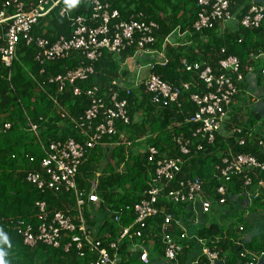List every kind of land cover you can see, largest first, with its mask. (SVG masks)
Instances as JSON below:
<instances>
[{
	"label": "built area",
	"instance_id": "obj_1",
	"mask_svg": "<svg viewBox=\"0 0 264 264\" xmlns=\"http://www.w3.org/2000/svg\"><path fill=\"white\" fill-rule=\"evenodd\" d=\"M61 1L0 0V70L11 67L21 41L26 46L34 47L33 60L40 68V76L45 74L48 65L57 61L72 59L76 65L62 74L49 77L47 82L56 87L54 95L49 96L56 114L70 121L79 140H49L46 157L39 163V172H35L31 166L33 158L26 155L22 158L30 163L25 170V181L40 193L57 191L69 194L73 198L77 216L55 212L49 217L46 204L36 201L34 206L38 210L40 223L34 226L19 220L15 224L23 244L30 248L38 245L55 249L62 247L65 253L74 249L81 258L90 253L93 258L89 264H120L123 261L121 244L128 242L129 256H137L140 263L150 264L149 251L154 246V240L158 239L164 260L168 264H175L188 248V242L193 241L199 246L200 256L194 257L189 264H216L221 259L218 252L211 250L206 240L190 234L188 225L200 222L203 216L212 212L213 206L227 203L228 184L233 178L242 182L244 189L241 194L249 203L257 200L260 190L264 188V181L254 185L251 175L264 172V164L250 154L228 152L222 155L212 175L217 186L210 193L205 192V181L197 177L176 180V175L186 162L184 158L192 156V147L195 152H200L205 150V145H215L223 128H228V136L234 138L235 144L240 147L254 141L263 146L264 138L260 137L255 127L228 124L230 107L245 83V75L235 56H225L216 63L208 58L193 63L187 57L180 59L181 70L195 73L204 85V91L189 96L196 110L185 120L187 124L197 125V129L191 138L183 134L172 137L179 152L176 156L161 154L152 146L145 147L147 160L154 170L149 174L146 189L138 203L110 212L108 220L116 226L113 233L99 235L105 222H95L102 203L96 194L101 171L94 172L85 180L83 185H88V188L78 189L76 177L96 149L106 145L128 149L132 145L128 134L121 131L118 125L130 124L127 100L121 98L122 93L129 96L131 92L142 89V94L149 97L158 112L173 105L180 107L182 93L192 87L197 89L199 85L195 79L173 86L156 74L157 68L168 65V50L189 49L193 44L190 41L192 31L201 32L216 26L224 29L233 25L244 30L259 29L264 23V3L258 0H195L196 18L191 27L176 26L167 35L158 36L160 25L150 20L143 11H132L126 20H122L119 11L111 9L103 0H91L88 19L77 16L73 20L71 38L61 36L51 41L33 36L38 22L59 8ZM65 12L64 8L58 9L61 17ZM239 12H242L240 16ZM132 48L133 55L124 58L123 54ZM195 51L198 53L199 50ZM225 54L221 49V55ZM104 55H109L116 63L118 69L115 77L103 86L105 88L95 84L86 89L76 86L77 82H87L95 74V65ZM262 56L263 53L258 55L259 58ZM137 59L138 63L135 64L134 60ZM252 72V67L247 69V73ZM260 75L264 78L263 70ZM42 87L43 83H39V89ZM67 89L72 96H85L87 100V108L77 118L70 117L69 110L59 101ZM172 126L180 127V124L175 122ZM10 128V123H3L0 133ZM35 130L37 126H32L31 131ZM104 137L113 139L112 143H105ZM198 138L203 144L193 142L192 139ZM123 171L124 164H121L119 172ZM180 206L189 207L191 216L185 219L169 212V207L177 209ZM131 217V223L123 226V218ZM156 218L161 219L157 224ZM263 256L264 252L247 250L238 254L243 264H257Z\"/></svg>",
	"mask_w": 264,
	"mask_h": 264
},
{
	"label": "trees",
	"instance_id": "obj_2",
	"mask_svg": "<svg viewBox=\"0 0 264 264\" xmlns=\"http://www.w3.org/2000/svg\"><path fill=\"white\" fill-rule=\"evenodd\" d=\"M103 1L109 4L111 9L118 10L122 20H126L132 11H143L150 20H154L160 25L161 32L158 33V36L167 35L176 26L191 27L196 18L195 0ZM65 2L67 0H62L58 5L59 8L65 9ZM90 2L91 0H80L75 8L70 11L66 10L63 17L59 16V8H56L52 14L38 22L33 29V36L44 37L51 41H55L61 36L66 39L71 38L73 20L77 16H84L88 19L91 12ZM240 14L242 12H239L238 16ZM190 41L193 44L189 49L168 50V65L156 69V74L169 85L179 86L180 83H190L194 79L198 83V90L192 87L188 92L182 93L179 100L180 107L176 108L173 105L156 112L149 97L142 94V89L131 92L129 96L121 94V98L127 100L130 124L122 126L121 123H118V125L121 131L128 134L132 143L134 138L147 134L149 135L148 146L155 147L161 154L167 153L169 156H176L179 152L172 142V137L183 134L185 137L191 138L193 131L197 129V125L185 122L196 110L190 102L189 96L204 91V85L199 82L195 73L181 70L180 59L187 57L188 61L193 63L208 58L212 63H216L218 59L225 56H235L240 62L241 72L246 75L247 69L257 65L258 59L260 61L258 55L264 53V23L259 29L253 30H244L233 25L224 29L216 26L213 29H203L201 32L192 31ZM196 49L199 50L198 53H196ZM221 49H224L226 53L224 56L221 55ZM133 52V48L129 49L123 54V57L133 55ZM16 54L17 58L11 67L0 70V127L3 123L11 124L8 131L0 133V233L7 237L5 241L0 236V259H3L5 264H89L93 258L90 253L81 258L74 249L65 253L62 247L55 249L38 245L35 248H30L23 244L22 236L15 229V224L19 220L34 226L40 223L38 210L34 206L36 201L46 204L49 217H52L55 212L77 216L73 198L69 194L57 191L40 193L25 181V170L29 168L30 163L22 156L33 158L34 163L31 166L35 172H39V163L46 157L49 140L67 138L79 140L80 138L70 121L62 119L56 114L49 100V96L54 95L56 87L47 82L49 77L73 69L76 66L74 60L65 59L48 65L45 74L40 76V68L33 60V46H26L21 41ZM117 69L112 58L109 55H104L95 65V74L87 82H77L75 85L81 89H86L93 84L105 88L103 86H106L115 77ZM39 83H43L44 91L39 89ZM59 101L69 110L72 118L79 117L88 104L85 96L74 97L68 89L60 96ZM138 110L143 113V122L140 125L131 124L132 116ZM256 121L257 117H254L251 125H254ZM175 122L180 124V127H173L172 124ZM32 126H37V130L31 131ZM103 140L105 143L113 141L108 137H104ZM192 140L195 144L197 141L203 144L200 138ZM231 145L233 154H250L264 164V139L261 147L257 141L246 142L241 147L234 143ZM118 148L119 152L112 154V163L101 171L96 188V194L102 201L99 214L103 216L107 212L110 214L121 207L133 206L138 203L141 200L142 192L146 189L149 174L154 170L145 153L132 157L124 146ZM225 149L226 145L221 142L219 135L215 145L210 147L205 145L204 151L195 152V148L192 147V156L184 158L186 162L176 175V180L197 177L205 181V191L211 192L217 186V182L212 180L214 166L220 159L217 154L219 150L224 151ZM95 151L98 154L97 162L93 159L88 162L98 163L103 159V149L98 148ZM121 164H124L123 172H119ZM94 167V169H98V167ZM19 168L24 170L18 172ZM92 169L88 168V163L79 169L76 177L78 189L88 188V185L82 184L93 174ZM251 176L254 185L259 181H264V172H258L257 176ZM82 177L85 178L82 179ZM241 183L233 178V181L228 184V192L233 196L240 194L244 189ZM189 210L187 206H180L177 209L169 207V212L173 215L183 214L186 216L189 214L191 216ZM83 213L87 220L84 211H82ZM160 220V218H156L155 223H159ZM103 221L105 223L101 226L99 235L104 232L113 233L116 226L106 217ZM131 221L132 217L123 218L122 225L127 226ZM97 224H101V222ZM217 228V226L203 228L201 231L205 234L197 236L206 240L211 250L218 252L219 258L223 257L227 249L238 256L241 251L237 250V245L222 240L221 230L218 231ZM153 244L154 252L159 254L162 251L159 240H154ZM248 246L253 253L264 252V246L252 244ZM120 254L123 260L120 264H142L137 256H129L128 242L121 244ZM241 262L243 264V261Z\"/></svg>",
	"mask_w": 264,
	"mask_h": 264
},
{
	"label": "crops",
	"instance_id": "obj_3",
	"mask_svg": "<svg viewBox=\"0 0 264 264\" xmlns=\"http://www.w3.org/2000/svg\"><path fill=\"white\" fill-rule=\"evenodd\" d=\"M22 1L27 2L29 0ZM43 33L45 34L44 31ZM138 60H134L135 64L138 63ZM258 60L257 65L252 68L253 72L245 75V83L240 87L239 94L230 107L228 124L241 127H255L256 131L260 133V137L264 138V78L260 75V71H264V56L260 57V61ZM254 117H257V121L254 125H251ZM132 121L131 124H142V111H136L132 116ZM146 127L148 126L146 125ZM219 136L221 142L226 145V149L224 151L219 150L217 154L220 158L222 155L232 152L231 143L235 144V141L234 138L228 136V128H223ZM148 139L149 135L147 134L134 138V142L128 148L130 155L136 157L137 155L144 154L145 147L148 145ZM102 149L104 153L102 160L98 161V163L87 162L90 169H94V166L98 167V169L91 170L93 173L105 170L107 165L113 161L112 154L120 150L114 145H106ZM97 156V151L92 152L89 160L93 159L97 162ZM23 170V168H19L18 172ZM84 178L82 177V179ZM205 192L210 193L208 191ZM228 195L227 203L224 206H213L212 212L209 215L203 216L200 222L188 225L190 234L199 236V234H205L201 231L203 228L217 226V230H221L222 240L237 245L238 251H251L250 246H248L249 244L264 246V188L260 190L258 199L250 203L241 193L233 196L229 192ZM178 216L187 219L189 214H186V216L178 214ZM196 256H200L199 246L195 242L190 241L188 242V248L183 251L175 264H189ZM149 261L150 264H168L163 258L162 251L158 254L154 252L153 248L149 251ZM218 262H221V264L242 263L238 256L228 249ZM257 264H264V256L258 260Z\"/></svg>",
	"mask_w": 264,
	"mask_h": 264
},
{
	"label": "clouds",
	"instance_id": "obj_4",
	"mask_svg": "<svg viewBox=\"0 0 264 264\" xmlns=\"http://www.w3.org/2000/svg\"><path fill=\"white\" fill-rule=\"evenodd\" d=\"M79 3L80 0H67V2H65V10L70 11L72 8H75ZM0 236H2L5 241L7 240V237L3 236L2 233H0ZM0 264H5L3 259H0Z\"/></svg>",
	"mask_w": 264,
	"mask_h": 264
},
{
	"label": "rangeland",
	"instance_id": "obj_5",
	"mask_svg": "<svg viewBox=\"0 0 264 264\" xmlns=\"http://www.w3.org/2000/svg\"><path fill=\"white\" fill-rule=\"evenodd\" d=\"M105 217H106V219H108V217H109V213H108V212L105 213L104 216H103V215H100V214H97L96 217H95V221H96L97 223H100V222H102V220H103Z\"/></svg>",
	"mask_w": 264,
	"mask_h": 264
},
{
	"label": "water",
	"instance_id": "obj_6",
	"mask_svg": "<svg viewBox=\"0 0 264 264\" xmlns=\"http://www.w3.org/2000/svg\"><path fill=\"white\" fill-rule=\"evenodd\" d=\"M259 3H264V0H258ZM216 264H221V262H216Z\"/></svg>",
	"mask_w": 264,
	"mask_h": 264
}]
</instances>
